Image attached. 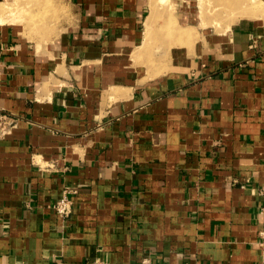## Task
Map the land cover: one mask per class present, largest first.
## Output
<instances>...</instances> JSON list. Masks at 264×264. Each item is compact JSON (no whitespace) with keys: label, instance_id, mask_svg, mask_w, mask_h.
Segmentation results:
<instances>
[{"label":"crops","instance_id":"obj_1","mask_svg":"<svg viewBox=\"0 0 264 264\" xmlns=\"http://www.w3.org/2000/svg\"><path fill=\"white\" fill-rule=\"evenodd\" d=\"M226 1L0 0V264H264V0Z\"/></svg>","mask_w":264,"mask_h":264},{"label":"built area","instance_id":"obj_2","mask_svg":"<svg viewBox=\"0 0 264 264\" xmlns=\"http://www.w3.org/2000/svg\"><path fill=\"white\" fill-rule=\"evenodd\" d=\"M13 121H10L6 115L0 116V138L9 133L10 128L14 126ZM73 191L66 188L63 195L59 200L54 204L53 210L55 213L62 219H66L71 216L73 212V199L71 197ZM263 222H264V209L262 211ZM261 235V245L264 247V224L263 229L260 233ZM86 264H156L150 256L144 257L139 263H118V262H109L100 258H94L87 261Z\"/></svg>","mask_w":264,"mask_h":264},{"label":"rangeland","instance_id":"obj_3","mask_svg":"<svg viewBox=\"0 0 264 264\" xmlns=\"http://www.w3.org/2000/svg\"><path fill=\"white\" fill-rule=\"evenodd\" d=\"M204 1L205 0H201V3L204 2ZM207 2H208L207 4H210V1H207ZM246 2H247L246 0L245 1L244 0H232V1H229V2L226 1L225 3H226L227 6H230V5H232V3H234V4H236V8L237 9H242L243 11L240 12V16H255V15L259 14L260 10L263 9V6L259 5L258 2H255V1H252V0L250 2H248V4ZM217 6H219V11L220 12L226 11L225 7H223L222 3H220L219 1L217 2ZM46 12H47V9H44V13H46ZM41 13H43V11ZM236 15H237V17H239V13L238 12L236 13ZM232 20H229V21H232Z\"/></svg>","mask_w":264,"mask_h":264}]
</instances>
